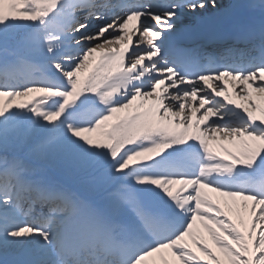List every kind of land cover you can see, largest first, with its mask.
<instances>
[{"label": "snow or ice", "instance_id": "obj_1", "mask_svg": "<svg viewBox=\"0 0 264 264\" xmlns=\"http://www.w3.org/2000/svg\"><path fill=\"white\" fill-rule=\"evenodd\" d=\"M253 92L264 0H0V264H264Z\"/></svg>", "mask_w": 264, "mask_h": 264}, {"label": "bare ground", "instance_id": "obj_2", "mask_svg": "<svg viewBox=\"0 0 264 264\" xmlns=\"http://www.w3.org/2000/svg\"><path fill=\"white\" fill-rule=\"evenodd\" d=\"M249 90L250 91H252V88H251V86H250V88H249ZM252 99L257 103V104H259V105H262V106H264V97H261L260 95H258V94H256V93H254L253 92V97H252ZM242 103H245V104H247V101H241ZM147 103H151V101H148ZM248 138H246V140H247ZM218 141H219V143H221V144H225L226 146H229V149H232V150H243L244 148H246L247 146H248V144H245L244 143V140H245V138H242V139H240V140H219V138L217 139ZM232 152V151H231ZM237 152V151H236ZM221 197H223V200H225L226 202H228L229 203V207H231V208H235V206L231 203V201L229 200L230 199V197H227V196H223V195H221ZM234 199H236V200H239V205H244V201L241 199V198H239V197H237V198H234ZM247 203V202H246ZM247 217H250V215L249 214H247L246 215ZM249 219L250 218H248V221H249ZM241 220V219H240Z\"/></svg>", "mask_w": 264, "mask_h": 264}, {"label": "rangeland", "instance_id": "obj_3", "mask_svg": "<svg viewBox=\"0 0 264 264\" xmlns=\"http://www.w3.org/2000/svg\"><path fill=\"white\" fill-rule=\"evenodd\" d=\"M244 213H246V214H244ZM249 213V215L251 216V207H247V208H238V212H237V214H236V216L239 218H241L243 221H245L246 219H247V214ZM200 226H202L201 224H200ZM260 225H259V223H258V227H259ZM198 235L199 236H203V233H200V232H198ZM198 236V237H199ZM189 239V238H188ZM205 243H207V244H209V246L210 247H212L213 248V250L214 251H218V249L216 248V246L213 244V242H212V240L210 239V237H208V235L206 234L205 236H204V240H203ZM195 247V246H194ZM201 255H203V254H201Z\"/></svg>", "mask_w": 264, "mask_h": 264}]
</instances>
